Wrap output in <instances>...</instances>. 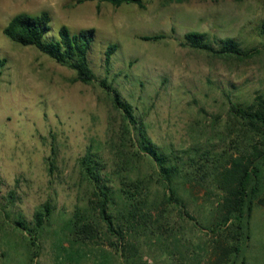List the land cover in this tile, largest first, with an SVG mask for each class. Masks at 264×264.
Masks as SVG:
<instances>
[{
  "label": "rangeland",
  "instance_id": "rangeland-1",
  "mask_svg": "<svg viewBox=\"0 0 264 264\" xmlns=\"http://www.w3.org/2000/svg\"><path fill=\"white\" fill-rule=\"evenodd\" d=\"M143 2L0 0V264H213L219 246L232 243L231 229L220 235L212 228L225 195L216 179L232 157L264 144L263 132L230 110L264 96V0ZM42 11L51 16L49 35L58 36L61 25L94 28L88 59L95 80H75L74 70L3 34L16 13ZM188 31L258 50L242 60L216 57L181 45ZM111 44L117 48L106 64ZM101 79L120 91L179 167L173 187L180 205L168 199L155 163L123 132V116ZM85 156L114 193L108 210L119 234L98 214ZM262 196L260 188L245 264H264ZM44 204L49 213L31 238L16 221L33 229Z\"/></svg>",
  "mask_w": 264,
  "mask_h": 264
},
{
  "label": "trees",
  "instance_id": "trees-1",
  "mask_svg": "<svg viewBox=\"0 0 264 264\" xmlns=\"http://www.w3.org/2000/svg\"><path fill=\"white\" fill-rule=\"evenodd\" d=\"M109 2L114 6L124 3H134L139 8H144L143 0H100ZM178 2L183 0H176ZM51 16L49 12L42 11L32 15L27 12H18L13 15L2 28L3 34L21 45H31L40 52L48 55L57 63L75 71V80L89 83L96 79L92 70L88 53L95 37L94 28H81L71 32L65 25L58 29V36L49 35L51 29ZM163 33L144 36L145 40H158L163 38ZM180 44L196 50L204 51L216 57H229L246 59L257 52L256 47H243L233 37L210 39L203 32L188 31L183 35ZM116 44L106 47L104 60L109 64L110 58L116 50ZM111 96L113 106L118 109L124 119L123 132L136 146L138 151L147 155L157 166L166 189L170 191L168 199L180 205L174 195L173 182L179 167L169 163L159 147L147 135L144 125L138 121L132 111V105L126 101L120 91L113 87L106 79L99 80ZM231 112L244 120L245 124L253 131L264 134V96H257L251 103L241 106L232 104ZM95 162V161H94ZM91 161L89 156L81 159V165L92 182L95 196L97 197L98 214L105 222L109 231L119 234L114 228L112 215L108 208L113 198V191L102 182L97 164ZM217 182L220 189L225 192L220 205V218L213 225V229H219L220 235L228 232L233 240L229 245H220L217 260L213 264H245V247L250 237V219L253 209V200L258 196L260 188L264 189V144L252 145L248 154H241L230 159L227 165H223L217 173ZM262 180V181H261ZM136 187V183L134 184ZM261 185V187H260ZM127 193V191H125ZM258 202L264 205V196L259 197ZM45 211H38L34 215L35 225L28 228L22 221H16L18 226L29 231V236L34 237V232L40 228L44 216L49 213V205L44 204ZM222 224L223 227H220ZM33 230V231H32ZM33 232V233H32ZM233 254V260L229 262L228 256ZM229 262V263H228ZM136 264V263H134Z\"/></svg>",
  "mask_w": 264,
  "mask_h": 264
}]
</instances>
